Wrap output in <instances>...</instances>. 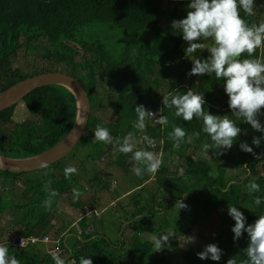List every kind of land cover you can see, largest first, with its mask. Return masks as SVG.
Here are the masks:
<instances>
[{
  "label": "trees",
  "instance_id": "16d2710c",
  "mask_svg": "<svg viewBox=\"0 0 264 264\" xmlns=\"http://www.w3.org/2000/svg\"><path fill=\"white\" fill-rule=\"evenodd\" d=\"M168 4L164 10L163 0H0V94L26 79L61 72L83 85L94 110L105 108L96 96L99 83L105 81L113 93L108 97L115 120L107 124L90 114L80 142L91 146V161L110 155L100 134L125 143L144 130L148 143L145 150L153 145L165 154L184 159L182 176L166 177L167 165L157 171V179L166 186L165 198L169 188L179 192L172 199L194 202L206 216L221 213L222 225L230 237L226 249L220 243H212L209 249L186 251L185 264H264V77L247 91L238 90L234 98L218 108L228 110L230 132L233 127L244 130L247 126V140L241 138V132L239 137L229 134L226 139H212L215 131L210 115L214 91L220 88L231 91L242 85L241 77L245 72L251 74L257 62L264 67V49L251 40V35L262 28L261 19L246 8L244 0H168ZM190 8L194 9L199 36L209 26H216L223 37L235 35L236 67L222 62L217 69L206 72L197 63L187 61L183 50L185 27L163 25L162 20L165 15L181 20ZM21 51L26 55L38 52L45 66L31 73L14 67L13 61ZM178 65L187 74L184 79L176 76ZM172 77L180 79L179 83L166 82ZM162 85L167 89L160 91ZM248 91L250 96L244 97ZM22 103L36 121L16 122L15 106L1 112V156L12 159L38 156L60 143L75 124L77 101L63 86L37 89ZM240 104L248 108L246 113H233L232 107ZM150 113L163 123H155ZM8 124L13 127L5 135ZM250 134L257 136L255 140H251ZM226 142L237 149L235 156ZM203 146L211 148L214 159L235 164L244 173L236 180L227 179L226 170L217 167V174H213L208 159L195 158ZM120 157L119 163H115L127 169L128 157ZM142 159L139 153L137 160ZM259 165L262 174L253 178ZM39 172L48 173L29 180L19 196L13 195L18 199L6 198L0 192V216L12 210V227H5L7 238L0 242V264H169L166 257H156L154 242L147 234L156 237L167 230L176 232L189 217L188 210L158 216L139 195L132 196L136 209L126 212L122 222L117 219L119 236L115 241L108 240L97 229L86 235L89 224L81 222L82 219L79 225L84 233L77 239L76 230L71 227L76 244L74 249H68L64 243L67 235L62 238L49 235L55 227L56 207L63 197L68 196L74 202L85 190L63 162L32 174ZM28 175L31 173L0 171V183L9 180L15 184V180ZM106 187L103 184L101 189ZM153 199L157 205L156 198ZM163 200L167 203V199ZM72 201L70 204L75 205ZM4 202L9 203L8 207ZM159 206L164 208L162 204ZM94 214L102 224V216ZM131 221L134 222L129 227H124ZM18 227L19 235L13 238ZM128 228H132V233L123 231ZM46 236L60 240L57 257L41 249L39 246L43 244L32 246L29 242L24 248L15 245L21 238L41 240ZM222 251L227 255H222Z\"/></svg>",
  "mask_w": 264,
  "mask_h": 264
},
{
  "label": "rangeland",
  "instance_id": "374dc122",
  "mask_svg": "<svg viewBox=\"0 0 264 264\" xmlns=\"http://www.w3.org/2000/svg\"><path fill=\"white\" fill-rule=\"evenodd\" d=\"M245 5L247 9L253 10L255 14L258 16V18L261 19V26L262 28L255 34L251 35V40H254L255 43L261 48V50L264 49V0H244ZM169 7L168 0H163V8L164 10H167ZM188 12L186 15H184V18H181V20L178 19H172L169 18V15H165L163 17V25L171 24V25H183L186 30V37L185 41L183 44V50L186 54V59L190 63H197L199 65V68L203 71L206 72H212L213 70L217 69L222 62H227L230 64H233L234 67L237 66L236 64V59H238V52L235 48V35L231 34L227 37H223L219 29L216 26H209L206 28V30L203 33V36L198 35V24L195 20L194 16V9L190 8L187 10ZM182 15V16H183ZM211 30H214L216 33L212 32ZM112 42V40H111ZM13 66L20 68L23 72L31 73L36 70L42 69L44 65V60L42 58L41 54L36 53H31L29 55H26L24 51L19 52L17 57L13 61ZM51 68V67H50ZM184 68L181 65H178L176 67L175 73L176 76L179 77L180 79H184L187 77V74L184 73ZM236 73V72H235ZM249 74L248 72H245L243 76L241 77V83L242 85L240 86H235L234 89L231 91H228L227 89L220 88L216 91H214L213 96H215V99L211 102L213 109L210 111L211 115V125H212V130L217 132V134L220 135V137H226L229 134H232L235 137H239L241 134H243L241 138L246 139L249 137L247 135V126H245V129H240V128H234L233 131L230 132L228 125L230 124V121L228 119L229 112L228 110H221L218 108L222 107L223 102H229L231 98H234V93H237L238 90L244 89L247 91L249 88H252L253 86L259 84V81L263 80L264 77V67L259 65V62L256 63V67L254 69L250 70ZM159 74V73H158ZM186 75V76H184ZM176 77L168 78L165 79L166 82H177L179 83V80ZM186 86L189 85L187 82L184 83ZM167 87L165 85H162V88L160 91L166 90ZM249 92V91H248ZM244 95V97H249V94ZM109 95H113L111 93V88L108 87V84L103 81L100 82L97 88L96 96L102 100L103 106L105 108H98L91 110V114L98 118L101 119L103 122L109 123L115 120V117L113 115L112 109H111V102L109 100ZM114 99V98H112ZM200 103L202 102L201 100L199 101ZM233 113H246V110L248 109L247 107H243V104L236 105L232 107ZM221 119V121H219ZM14 120L16 122H23L27 121L29 124H33L36 121V117L34 114L30 113L25 105L23 103H19L15 109L14 112ZM183 122H186L184 119H182ZM217 122L218 126L214 125V122ZM160 122V121H159ZM236 122V121H235ZM161 123L162 120H161ZM160 123V124H161ZM13 127V124H8L5 127L4 134H8L9 130H11ZM257 137V136H255ZM254 135L250 134L251 140H255ZM247 140V139H246ZM225 143V142H224ZM82 142H80L74 150L63 160L60 162H63L64 166L70 170V167H77L81 166V162L76 159L75 164L70 166L71 161L75 157H81V156H86L91 150L89 147ZM143 148L148 145V143L142 144ZM226 146L231 147V152L232 155L235 156L237 154V149L231 145V143L226 142ZM109 155H105L102 159H99L95 161V165L98 167H103L104 165L107 164L108 161H110V157L107 158ZM169 156V155H168ZM212 156H214V153L212 152L211 148L207 146H203L200 151H198V155L195 157L197 158H206L210 161L212 164L213 168V174H217V167L224 168L226 170V178L229 179H235L237 176H241L244 173V169L238 167L235 164L224 162L223 159H214ZM167 154L163 153L162 158H159L158 155H156L155 151L153 152L151 149L150 151L145 152V162L152 164H158V165H169L172 169L175 170V166L170 163L169 159H166ZM172 159V158H171ZM177 161L181 162L184 164V159H178ZM91 162V161H90ZM132 164H128L127 169L128 171L131 169ZM75 169V168H74ZM146 168L143 167L139 169L137 172L128 175L127 172L124 169H121L120 167L115 168V174L113 176H110V179H115L117 182V185H113V183L109 186L110 190L115 189L117 192L122 193L127 190V188L133 187L136 189V191L130 196V197H137L138 195L142 198V192L143 189L148 190V193H144V197L146 199H150V197L154 194L162 195V199H167V203L163 202L160 203L164 207V212L165 216H168V214L171 215H176L179 213V210L186 209L190 212L189 217L185 219L184 222H182V226L180 229H178L176 232L170 230V232L167 233L164 236L158 237H153L150 235H147L148 239L154 240L155 242H161L162 244L166 245L169 243H172L175 241L177 243V247L175 248V262L176 264H181L183 262L184 264V257L182 252H185L186 250L190 248H206L209 249L212 246V243L214 245H217V243H220L224 249L228 248L230 244V237L226 233L225 228L222 225V214L221 213H216L212 216H206L201 209L198 207L197 204L194 202L191 203H181L177 202L176 200L171 199L176 193L177 195L179 192L177 191H170L168 188L167 191V198H165V195L162 194L163 187L160 184L159 181H157V177L155 176H150V179L147 183V185L142 187L140 189L137 188V184L142 183L145 179V173L144 170ZM51 172V171H49ZM183 172H185L183 169L179 170V175H183ZM48 172H43L42 174L39 173H34L28 176H23L19 178V180H15V184H12V182L5 181L7 183H0V186H3L0 188V192L6 197V198H15L18 199L15 196H19L22 193V190L25 188V184L29 180H35L39 178H43V176H47ZM177 174V173H176ZM262 174V170L260 165L258 166V169L256 170V173L253 174V178L256 176ZM152 175V174H151ZM171 195V196H170ZM112 197V196H111ZM129 197V198H130ZM85 199H79L76 201V205L71 207L70 206V201L71 199L68 196H65L63 199H61L56 207V217L53 222L54 228L53 230L49 233V235H56V236H64V235H69L70 232V226L74 221L78 220L81 218L82 215L85 214L86 208L88 206H91L92 209H94L92 216H95L94 213L98 214L100 216L103 212L101 209L98 207L104 208L110 204H112L109 196H105L101 200V202L97 203V205L94 206V203L92 200H90L89 197H84ZM95 201V199H94ZM127 199L121 200L120 202H116L118 205H113V207L116 206V210H118V214L120 212V205L126 204V210L132 207V204H129ZM149 200H145L144 204H146ZM111 202V203H110ZM173 204H170V203ZM150 203V202H149ZM4 204L8 207L9 203L4 202ZM96 204V201H95ZM152 205V204H151ZM150 205V207H151ZM98 206V207H97ZM148 206V205H145ZM135 210L136 207H133ZM152 211L155 209L154 207H151ZM98 210V212H97ZM125 211V210H124ZM182 211H180L181 213ZM222 212V211H221ZM12 210L5 212L4 215L0 216V226L2 228L0 232V242H5L7 236L5 234L6 228L5 227H12L11 226V220H12ZM179 213V214H180ZM116 215L115 217H117ZM97 218V217H96ZM98 219V218H97ZM67 224L66 230L63 229V225ZM105 225L107 228L111 231H117V228L119 226L115 227V223L113 222V219L109 213H106L105 215ZM63 224V225H62ZM62 228V229H61ZM21 228L18 227L14 235L12 236L13 238L18 237L19 232ZM59 230H62L59 235ZM70 237H68L67 242H68V247L73 248L75 247L76 244V238L74 234H70ZM160 243V245H161ZM50 246H44L41 247L45 252ZM222 255L226 256L227 252L222 251Z\"/></svg>",
  "mask_w": 264,
  "mask_h": 264
},
{
  "label": "crops",
  "instance_id": "0c3cea01",
  "mask_svg": "<svg viewBox=\"0 0 264 264\" xmlns=\"http://www.w3.org/2000/svg\"><path fill=\"white\" fill-rule=\"evenodd\" d=\"M219 121H221V119ZM217 122L218 121L214 122L215 126H218ZM109 123H107V124H109ZM100 136L103 137L106 140V142H107L106 150H108L109 154H110L107 157V158L110 157V161H108L106 165H104L103 167H98L97 165H95V162L91 161V159L89 158V153H90L89 152L86 156L84 155V156H81V157H75V158H73V160H71V161H74V162H71L70 166L75 164V162H76L75 160L78 159L81 162V166H82L81 168L79 166H77V167H70V170H68L67 168L66 169H67L68 172H71L73 174V176L77 180H79L81 182L80 185L85 190L83 193H81V196H80L79 199H85L84 197H89L90 200H92V202L94 203V206H95V205H97V203L101 202V200L103 198H105V196H109L112 204H110V205H108V206H106L104 208H101V207L97 206L103 212L100 215V217L102 216L101 218H103L102 224H100V221H98L99 219L96 218L97 216L96 217L92 216L93 213L91 215L85 217L83 219V221H81V222H84V223L86 222V223L89 224V227H87L86 230H89L91 232V231H94V229L95 230L97 229L99 232H102L107 237L108 240L115 241L116 238H118L117 236H119L118 235L119 228H117L116 233H115V231L109 230L108 229L109 227L107 228V226L104 223L105 215H106V213H109L111 215L112 219H113V222L115 223V227L119 226L118 225V221H117L118 218H120L121 222H122L124 220L126 214H127L126 212L135 211L133 209V207H135V200H134V198H132L130 196L136 191V189H134L133 187L127 188V190L125 192H122V193L117 192L115 189H111L110 190L109 186L112 183H113L114 186L117 185V182H116V180L114 178L110 179V176H113L115 174V172H116L115 168L119 167V166H117V163H115V162L119 163V161L121 160L120 156L126 155V157H128V159H127L128 163H125V168H127L128 164H132V167H131V169L129 171H128V169H124V167L120 166V168L124 169L127 172L128 175H131V174L137 172L139 169L145 167L146 168L144 170V173L146 174L145 175V179H144V181L142 183L137 184V188L138 189H140L141 187L143 189L144 186L147 185V183H148V181L150 179V176H155L156 175V177H157V171L162 167V164L161 165H158V164L156 165V164H154V162L152 164L145 162V160H144L145 151H150V149H151L153 152L155 151L156 155H158L159 158H162L163 152L159 151V149H156L157 147H155L153 145H152V147L149 150L148 149L145 150V147L144 148L142 147L143 146L142 144H145L147 142L146 133L144 132V130L143 131L141 130V132L138 135V137H136L134 139H126L125 143L120 141V140L113 141L111 136L106 135V134H100ZM212 139L220 140V135L217 134V132H215L214 135L212 136ZM86 144H87V142H86ZM111 144H113V146L111 148H109ZM126 148H128V150L125 153L124 150ZM89 149L91 150V146H89ZM139 153H141V155H143L142 162L141 161L139 162V160H137ZM168 155L169 154H167V157H165V158L169 159L170 163L173 164V166H175V170L172 169L171 167H169V165H167L168 172H167L166 177L182 176V174L179 175L178 172H179V170L184 168L183 163L177 161L179 158H177L175 156H171V155L168 156ZM130 171H131V173H130ZM17 180H19V179H17ZM157 181H159V179H157ZM101 183L106 184V186H108V187H106V189H104V190L101 189V186L103 185ZM162 187H163V191H164V188L166 186L162 185ZM144 193H148V190L143 189V192H142L143 201L149 200L147 202L149 204L148 205V209L152 211L151 207H154L155 209L153 211L158 216L159 215H164L165 214L164 208L159 206V204L163 202V199L161 198L162 195L154 194V195H152L150 197V199H146V198H143L144 197ZM162 194H164V192H162ZM153 197L156 198L157 205L153 204V200H154ZM123 198L127 199L128 203L132 204V207L126 210L125 209L126 208V204H124L122 206L120 205V212L118 214V210H116L115 208L118 205L117 203L120 202L121 200H123ZM94 199L96 201V204H95ZM173 200H174V198H173ZM76 201H74V202L72 201V202L76 205ZM147 203H146V205H147ZM75 205L70 204L71 207H73ZM113 205H116V206L113 207ZM150 205H151V207H150ZM97 212H98V210H97ZM116 215H118V216L115 217ZM76 221H74V223ZM133 222L134 221L126 223L124 225V227H129L131 225V223H133ZM72 224H71L70 227H72ZM66 226H67V224L63 225L64 228ZM123 231L132 233V228H130V229L128 228V229H125ZM168 232H170V230H167V233ZM69 235L67 234L66 238L64 239V243L67 244V245H68L67 239H68V237H70ZM147 235H149V234H147ZM161 235L164 236L165 233L162 232L159 235H157L156 237L160 238ZM76 238L78 239L79 237L76 236ZM153 242H154V246H155V255H156L157 258L159 256H164V257H166L168 259L169 264H176V262H175V248L177 247V243L175 241L172 242V243L175 242V244L172 245V246L170 245L172 243L164 245V244L161 243L162 242L161 241L160 242L161 245H160L159 242H155L154 240H153ZM44 246L45 245H41L39 247H44ZM68 249H70V247H68ZM190 249H196V248H190ZM190 249H188V250H190ZM188 250H186V251H188ZM185 252H182V254L184 255ZM181 264H183V262ZM184 264H185V262H184Z\"/></svg>",
  "mask_w": 264,
  "mask_h": 264
},
{
  "label": "water",
  "instance_id": "95a60500",
  "mask_svg": "<svg viewBox=\"0 0 264 264\" xmlns=\"http://www.w3.org/2000/svg\"><path fill=\"white\" fill-rule=\"evenodd\" d=\"M59 85L67 88L76 98L78 113L75 124L68 135L52 149L31 158L12 159L0 155V171L26 174L43 170L68 156L85 134L91 105L83 85L65 73H45L26 79L0 94V113L16 106L37 89Z\"/></svg>",
  "mask_w": 264,
  "mask_h": 264
},
{
  "label": "built area",
  "instance_id": "2783aa9c",
  "mask_svg": "<svg viewBox=\"0 0 264 264\" xmlns=\"http://www.w3.org/2000/svg\"><path fill=\"white\" fill-rule=\"evenodd\" d=\"M150 116L153 117V121L155 123L159 122V118H156V116L154 115V113H150ZM161 122V121H160ZM94 211V210H93ZM91 206H88L86 208V212L84 215L81 216V218L79 220H77L75 223H73L72 228L76 230V234L77 237H81V235H83V230L81 229L79 222L84 219L85 217L91 215L93 213ZM89 233V230L85 231V234L87 235ZM62 238V237H61ZM32 246H38L39 244H43L46 246H50L47 249V252L52 255L53 257H57L60 254V240H54V238L52 236H46L44 238H42L41 240L37 239V238H30V239H26V238H21L17 243H15L16 246H18L19 248H24L27 244H29ZM13 243V242H12ZM2 247V245L0 244V248Z\"/></svg>",
  "mask_w": 264,
  "mask_h": 264
},
{
  "label": "flooded vegetation",
  "instance_id": "af4514ba",
  "mask_svg": "<svg viewBox=\"0 0 264 264\" xmlns=\"http://www.w3.org/2000/svg\"><path fill=\"white\" fill-rule=\"evenodd\" d=\"M22 102H23V101H22ZM22 102H20V103H22ZM18 104H19V103H18ZM18 104H17V105H18ZM17 105H16L15 107H17Z\"/></svg>",
  "mask_w": 264,
  "mask_h": 264
},
{
  "label": "clouds",
  "instance_id": "9594fccd",
  "mask_svg": "<svg viewBox=\"0 0 264 264\" xmlns=\"http://www.w3.org/2000/svg\"><path fill=\"white\" fill-rule=\"evenodd\" d=\"M69 232H70V230H69Z\"/></svg>",
  "mask_w": 264,
  "mask_h": 264
}]
</instances>
